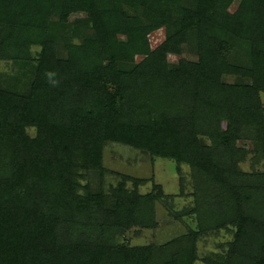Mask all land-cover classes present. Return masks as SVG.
<instances>
[{"label":"trees","instance_id":"16d2710c","mask_svg":"<svg viewBox=\"0 0 264 264\" xmlns=\"http://www.w3.org/2000/svg\"><path fill=\"white\" fill-rule=\"evenodd\" d=\"M232 1L194 0L189 6H178L180 15L175 20L159 11L147 26H165L168 33L161 54L147 57L152 64L148 81L154 84L157 76L158 83L167 80L156 93L165 100L157 96L153 115L123 111L110 99L104 88L116 79L101 61L93 67H80L73 57L58 60L47 45L38 59L29 96L14 97L0 91V145L12 147L14 154L8 160L0 153V264H194L196 232H192L191 250L175 249L167 256H162L161 247L117 245L106 235L109 225L112 231L131 226L137 204L151 202V195L136 194L126 215L120 213L125 208L120 203L114 213L100 214H104L102 222L85 223L89 218L84 216L102 209V205L98 197L78 193L75 174L80 165L79 161L73 163L82 154L86 164L100 166L108 141L146 148L156 155L188 163L199 184V196L215 199L222 208L217 209L223 213L205 214L210 216L211 224L236 226L226 264L240 259L239 249L244 248L252 250L255 261L243 256L242 264H264V170L243 171L239 164L251 152L237 146V132L250 120L259 124L258 143H264V0H242L238 9L230 12ZM93 3L0 0V19L15 33H8L6 44L0 41V55L17 63H33L35 59L27 51L32 40L46 42L41 35L50 31L46 23L50 10L60 4L62 18L66 19L81 6L92 12ZM112 18L115 31L126 34L129 41L134 35L143 36L140 28L130 26L128 21L132 19L126 13ZM96 22L101 24L100 20ZM103 31L107 39L110 32ZM192 34L199 40L198 62L182 60L176 71H167L163 78L167 65L162 54ZM239 39L248 48L249 65L235 63L229 57ZM224 74L239 75L240 79L225 84L221 80ZM176 76L177 84L173 86L169 78ZM139 77L140 73L134 76ZM115 78L127 80L129 76L119 73ZM245 78L250 82L243 83ZM71 99L83 102L74 101L68 108L66 103ZM89 99L93 100L87 103ZM164 101L172 108L166 118L158 111ZM180 102L186 104L177 109ZM204 122L209 129L215 126L220 132L218 141L208 144L202 139L208 134ZM27 125L38 126L37 138L27 135ZM92 227L100 233L93 235Z\"/></svg>","mask_w":264,"mask_h":264},{"label":"rangeland","instance_id":"374dc122","mask_svg":"<svg viewBox=\"0 0 264 264\" xmlns=\"http://www.w3.org/2000/svg\"><path fill=\"white\" fill-rule=\"evenodd\" d=\"M193 1L94 0V3L90 5L92 12L81 6L79 10L71 11L66 19L62 18L63 8L61 9L60 4H57L50 10V16L46 20V23L50 25V33L41 35L47 43L42 44L40 41L32 40L30 49L27 51L29 57L35 59L33 63H17L13 58L0 55V91L10 93L14 97L29 96L33 87L32 83L37 75L38 59L42 55L43 46L46 48L47 45L49 52L52 51L58 60L64 61L73 57L72 60L80 67L87 64L93 67L101 61L102 65L107 66L106 72L112 75L114 80L116 79L113 84L106 85L104 88L110 99L123 108V111H133L136 115H139L141 111L146 116L153 115L157 102H159L157 99L159 95L156 93L161 84L167 83V80L158 83L157 76L154 84L148 81L152 64L147 57H154L157 53L161 54L160 49L166 42L168 33L165 26L149 29L148 25L153 22L159 11H165L175 20L180 15L178 6H189ZM241 2L242 0H233L229 11L234 12L238 9ZM115 7L120 12L115 11ZM120 13H126L127 17L132 19L128 21L130 26L135 29L140 28L143 36L134 35L132 41H129L126 34L115 31L116 25L112 17ZM99 20L101 24H97L96 21ZM3 24L4 21L0 19V41L5 42L8 39V33L12 36H15V33ZM97 26L100 27L98 30ZM104 29L110 32L107 39L104 36ZM198 42L197 36L192 34L184 42L181 41L179 46L172 44V48L162 54L166 57L167 65V70L162 73L163 78L167 71H176L182 60L198 62L200 57ZM245 44L242 39L234 42L229 55L233 62L249 65L247 61L251 56ZM177 48L180 51H176ZM26 56L23 54L22 57ZM136 72L140 73V77L134 78L137 74L131 77ZM119 73L129 78L127 80L115 78ZM178 77L169 78L173 81L170 82L173 86H176ZM238 79H240L239 75L231 74H224L221 77L225 84L235 83ZM249 82V78L243 80V83ZM261 97L264 103V92L261 93ZM159 98L165 100L164 96H159ZM91 100L93 99L87 100V103ZM74 101L83 102L76 99L67 100V107L72 108ZM169 103L162 102L158 110L164 118L168 115L166 112L172 110ZM183 103L186 104V102H180L179 105ZM179 105L177 109L184 108V105ZM204 123L208 134L201 136L202 139L208 144L218 141L220 132L215 126L209 129L206 122ZM223 126H226V122ZM258 129L259 124L250 120L247 126L237 132L240 135L237 139V146L251 152L239 164L245 172H252L256 169L264 170V143H258L261 139V130ZM25 132L31 138L39 136L37 125H27ZM12 150V147L6 149L5 145H0V153L7 156L8 160H11V156L14 155L11 153ZM82 157L84 155H77L76 162L73 163L79 161L78 165H80L75 174L78 183L77 191L84 196L98 197L103 209L87 213L84 217L89 219H85V223L89 222L92 225L95 222H102L104 214L114 213L120 203L125 205L120 213L126 215L130 209L129 204L133 203L131 199L135 198L136 194L151 195L154 197L151 202L137 204V210L134 212L137 215L133 217L134 222L127 229L112 231L111 225L105 229L106 235L115 244H125L129 247H161L162 256H167V253L175 249L191 250L194 242L192 232H196L198 235L194 243L196 255L194 264L227 263L231 244L236 237V226L230 224L226 227H218L211 224L210 216H205V214L223 213L217 209L222 208L215 199L199 196V184L193 168L188 163H180L176 159L156 155L146 148L115 141H108L104 145L100 166L86 164ZM208 199H210L209 204L206 205ZM101 213L104 214L100 216ZM98 219L101 220L97 221ZM82 228V224L78 226L79 231ZM92 228L93 235L100 233L98 228ZM81 232L89 237L92 235L87 231ZM251 252L250 248L239 249L240 259H236L233 264H242L241 257L243 256H246V260L253 258Z\"/></svg>","mask_w":264,"mask_h":264},{"label":"crops","instance_id":"0c3cea01","mask_svg":"<svg viewBox=\"0 0 264 264\" xmlns=\"http://www.w3.org/2000/svg\"><path fill=\"white\" fill-rule=\"evenodd\" d=\"M262 98V97H261ZM263 102V101H262ZM263 105H264V103H263Z\"/></svg>","mask_w":264,"mask_h":264}]
</instances>
